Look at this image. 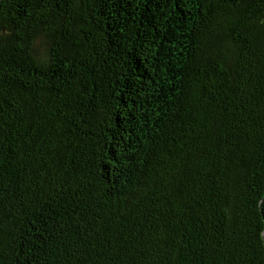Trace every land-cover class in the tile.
Masks as SVG:
<instances>
[{
    "label": "trees",
    "instance_id": "obj_1",
    "mask_svg": "<svg viewBox=\"0 0 264 264\" xmlns=\"http://www.w3.org/2000/svg\"><path fill=\"white\" fill-rule=\"evenodd\" d=\"M0 264H264V0H0Z\"/></svg>",
    "mask_w": 264,
    "mask_h": 264
}]
</instances>
